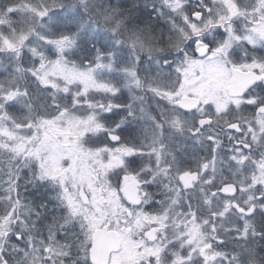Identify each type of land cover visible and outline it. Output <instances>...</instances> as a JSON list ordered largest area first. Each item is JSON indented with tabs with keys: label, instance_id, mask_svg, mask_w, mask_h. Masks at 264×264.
Here are the masks:
<instances>
[{
	"label": "rangeland",
	"instance_id": "rangeland-1",
	"mask_svg": "<svg viewBox=\"0 0 264 264\" xmlns=\"http://www.w3.org/2000/svg\"><path fill=\"white\" fill-rule=\"evenodd\" d=\"M77 1L88 12V20L75 9L65 10L59 16L40 3L31 4L28 27L23 29L24 32H12L9 39L7 34L0 33V51L16 63L27 41L33 46L36 40L48 36L53 27L69 29L65 31L68 35L62 34L59 40L49 43L48 53L44 54L46 49L43 48L44 55L39 57L35 54V58H40L39 65L37 70L31 67L36 83L31 81L41 88L52 90L48 106L41 110L46 122L34 125L25 115L22 123L26 126L18 129L13 128L10 119L1 115L0 141L13 142L16 151L29 152V160L37 164L40 176L60 186L62 199L71 218L79 220L87 231L90 243L88 253L96 231H114L118 234L120 248L110 256L108 264H182L181 248L187 249L185 256L189 264L192 261L196 264H234L228 253L210 249L205 240H210L212 231L221 237L220 242L225 240V245L233 243L232 236L235 233L244 240L242 235L248 232L244 229V216H254L256 211L264 212V202H199L200 209H195L193 202H183L184 196L178 190L177 179L183 176L180 174L185 162L189 168H200L203 157L196 160L194 153L185 156L180 143H163L159 136L164 117L168 119L166 124L169 133L177 138L182 128L191 127L192 118L182 113L178 102L188 97L198 99L203 104H211L216 97L215 75L204 74L207 62L196 60L190 64L183 78L163 79L160 74L162 64H159L161 60L158 58L161 52L149 36H143L136 27L126 25L127 19L123 13V16L119 14L121 17H118V12H108L105 4L102 6L103 12L91 9L95 6L99 8L103 0ZM134 1L140 5V11L144 14L142 17L147 19L150 16L148 9L154 6V0H127L129 6ZM155 1L169 2L167 8L171 15L178 14L181 6L176 3L181 0ZM214 3H218V6L229 5L228 0H214ZM232 3L234 12H241L242 9L246 11L247 4H241V8L237 2ZM187 7H190L189 3ZM44 14L46 18L38 27L37 21ZM237 14L235 19H239ZM260 16L264 17L262 13ZM192 19H195V15ZM122 23L126 26H122ZM36 26L38 32L34 33L32 30ZM243 28L236 27L232 39L248 38L245 32L254 34L253 38L264 39V25L244 28L246 30ZM79 39H84L81 45L78 44ZM70 50H75L73 58ZM133 68L140 72V79L133 77ZM15 78L8 81L5 92L8 90L9 93L3 96L2 101L25 106L24 96L16 94V90L10 91V86H18L13 80ZM90 97L91 100L88 99ZM117 99H121L122 104L125 100L129 103L120 113L122 105ZM89 100H93V103L87 102ZM131 103L134 106H130ZM111 116L118 124L107 127L105 118ZM129 122L139 124L133 139L123 137L130 134L126 132ZM189 146L194 148L189 147L188 152L193 151L196 142ZM205 154L209 159L203 165L210 168L213 156L209 150ZM216 161L218 163L219 159ZM230 161L234 162L233 159ZM154 166L156 171L151 170ZM231 170L235 171L234 174H240L237 182L241 185L254 181L243 177V174H248L250 164L245 167L235 165ZM133 184L135 199L129 202L123 189ZM144 184L158 185L163 189L165 199L162 201L167 202L166 208L159 205L156 214L146 210L151 200L144 191ZM173 202H182L179 215H174L176 221L168 213L169 205ZM219 207L222 210L215 209ZM183 213L187 214L185 224L180 223ZM193 213L202 215L201 222L190 219ZM210 215L219 217L213 222L209 219ZM12 216L10 213L0 226L1 235L14 225ZM169 218L173 224L168 223ZM198 228L201 230L202 253L195 249L197 241L194 240V232L199 231ZM180 230L182 237L178 241L181 235L177 232ZM173 239L178 243L174 247ZM241 242L237 241L238 244ZM236 247L244 251L243 246ZM171 250L173 252L170 253Z\"/></svg>",
	"mask_w": 264,
	"mask_h": 264
},
{
	"label": "flooded vegetation",
	"instance_id": "flooded-vegetation-1",
	"mask_svg": "<svg viewBox=\"0 0 264 264\" xmlns=\"http://www.w3.org/2000/svg\"><path fill=\"white\" fill-rule=\"evenodd\" d=\"M232 1L237 2L239 7L247 4L246 11L242 9L241 12H234ZM241 1L228 0L229 5L218 6L214 0H181L176 2L181 4L178 14L171 15L167 8L169 2L154 0V6L148 9L151 41L161 52L158 55L161 60L158 63L162 64L161 77L166 80L183 78L191 63L205 60L204 74H214L216 78V97L211 104H203L198 99L188 97L181 99L189 101L186 104L178 102L182 113L192 118L191 127L182 128L177 138L169 133L166 124L168 119L164 117L159 135L163 143H180L185 156L194 153L196 160L203 157L202 162L199 161L200 168H189L187 162L184 164L180 175L194 174V179L189 183L177 179L178 190L184 196L182 201L193 202L195 209L201 208L199 202H264V39L253 38L254 34L250 32H245L248 38L232 39L236 27L252 29L264 25V17L260 16L261 13L264 16V0ZM188 3L190 7H187ZM235 13H238L239 19H235ZM193 15L195 19H192ZM132 72L136 77L140 76L138 70ZM134 124L137 130L139 124ZM193 142H196V147L188 152L189 147L194 148L189 146ZM208 150L213 158L211 167L205 168L203 164L209 159L205 157L208 156L205 154ZM246 164H250V170L243 177L254 181L241 185L237 182L240 174H234L231 167H245ZM227 186L233 187L232 195L223 193V188ZM240 194L242 196L239 198ZM180 216V223L185 224L187 214ZM190 216L196 223L201 222V214L193 213ZM218 217L210 215L209 219L214 222ZM250 217L244 216V229L249 228L247 222ZM174 218L176 221V216ZM198 230L194 232V240L197 241L195 249L202 253L201 230ZM177 233L182 234L181 230ZM180 237L182 235L178 241ZM219 239L212 231L210 240H205L206 246L210 249L223 246L225 240L220 242ZM173 245L178 243L174 242ZM186 251V248H181L182 264H189ZM191 263L196 264L195 261Z\"/></svg>",
	"mask_w": 264,
	"mask_h": 264
},
{
	"label": "trees",
	"instance_id": "trees-1",
	"mask_svg": "<svg viewBox=\"0 0 264 264\" xmlns=\"http://www.w3.org/2000/svg\"><path fill=\"white\" fill-rule=\"evenodd\" d=\"M135 2L129 6L130 3L127 0H103V4L99 8L95 6L91 9L103 12L102 6L105 4L108 12H118V17H121L119 14L123 13L127 19L126 25L132 26V28L136 27L138 33L149 36L151 41L149 29L151 22L142 17L144 14L140 11V5ZM39 3L46 6L47 9H51L50 12L55 15L60 16L65 13V10L75 9L87 20L89 19L87 18L88 12L83 10L77 0H0V33L7 34V39H9L12 32H24L23 29L26 30L28 27L27 21L30 18L31 4L38 5ZM128 11L131 12L128 14ZM45 16L44 14L38 19V27L46 18ZM90 20L92 21V19ZM121 25L126 26L123 23ZM38 27L36 26V29L32 31L37 33ZM68 30L59 26L53 27L49 30L48 36L43 37L42 40H36L33 46L30 41H27L26 47H23L16 58V63L0 51V116L4 115L10 119L14 124L13 128L23 129L26 126L22 123L25 115L28 117L27 120L30 118L34 125L46 122V117L41 110L48 106L52 90L41 88L33 83L35 77L31 73V67L37 70L39 57L48 53L49 43L59 40V36L66 34L65 31L68 32ZM2 34H0V40H2ZM80 40H78L79 45L84 39ZM151 42L153 43V41ZM84 44H88V42H84ZM35 45L36 48H34ZM79 45L77 47L80 48ZM156 47L158 48V46ZM43 48L46 49L44 54H42ZM74 52L75 50H70L72 58ZM35 54L39 57L35 58ZM134 70L138 69L133 68ZM14 76L16 78L13 80L17 82L18 86L16 85L15 88L10 86V91L16 90V94H22L26 101L25 106L22 103L17 106L14 103L2 101L3 96L9 93L8 90L5 92L8 88V81L10 82ZM133 77L136 76L133 75ZM116 79H120V77ZM136 79H140V76H137ZM90 100L87 102L93 103V100L92 102ZM117 100L121 101V99ZM119 103L122 105L119 113L126 109L127 104L129 106L127 100L124 104L122 101ZM133 104L131 103L130 106H134ZM105 119L106 121L103 122L107 127L118 124L114 116ZM158 123L160 126L161 121ZM127 127L126 132L130 134H123V137L135 138L137 132L135 124L129 122ZM29 155V152L16 151V144L13 142L0 141V226L10 213L13 214L12 219H14V225L8 227L3 235L0 234V264H91L88 256L90 243L87 231L82 228L79 220L71 218L62 199L60 186L40 176L39 167L35 162L29 160ZM155 167H151V170L156 171ZM143 188L151 200L146 206L148 212L156 214L159 205H164L166 208L167 202L162 201L165 199L163 196L165 192L163 193L160 186L144 184ZM157 200L161 202H155ZM181 203L173 202L169 205L170 212L168 213L170 216L172 215V218L175 217V214L179 215L182 210L180 209ZM219 210L222 208L219 207ZM168 223L173 224L171 218L168 219ZM247 223L249 228L247 234L242 235L244 240L232 232L233 243L228 242V244L214 247V249L228 253L231 263L234 264H264V212L256 211ZM238 240L242 242L238 244ZM236 246H246V250H239ZM171 252L173 251L171 250Z\"/></svg>",
	"mask_w": 264,
	"mask_h": 264
},
{
	"label": "water",
	"instance_id": "water-1",
	"mask_svg": "<svg viewBox=\"0 0 264 264\" xmlns=\"http://www.w3.org/2000/svg\"><path fill=\"white\" fill-rule=\"evenodd\" d=\"M187 100H183L181 105L186 104ZM190 105L192 103H189ZM195 175H183L179 178V182L189 183L194 179ZM129 202L134 201L135 192L133 185H126L123 189ZM233 187L227 186L223 188L225 195H232ZM119 250V238L118 234L114 231H96L92 238V247L90 250V262L91 264H108L111 254L117 253Z\"/></svg>",
	"mask_w": 264,
	"mask_h": 264
}]
</instances>
